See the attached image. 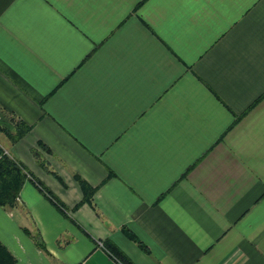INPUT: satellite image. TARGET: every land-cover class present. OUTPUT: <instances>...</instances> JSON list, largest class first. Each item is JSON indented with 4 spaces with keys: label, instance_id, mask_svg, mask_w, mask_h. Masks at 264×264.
Wrapping results in <instances>:
<instances>
[{
    "label": "crops",
    "instance_id": "1",
    "mask_svg": "<svg viewBox=\"0 0 264 264\" xmlns=\"http://www.w3.org/2000/svg\"><path fill=\"white\" fill-rule=\"evenodd\" d=\"M22 126L13 264H264V0H0Z\"/></svg>",
    "mask_w": 264,
    "mask_h": 264
},
{
    "label": "trees",
    "instance_id": "2",
    "mask_svg": "<svg viewBox=\"0 0 264 264\" xmlns=\"http://www.w3.org/2000/svg\"><path fill=\"white\" fill-rule=\"evenodd\" d=\"M18 126V125H17ZM25 126L18 128L15 134H10L4 128L0 127V131L4 132L7 137L14 141L16 140L24 131ZM26 174L23 172L21 166L11 159L7 154L3 152L0 148V205L11 204L17 197L19 188L25 179ZM79 186L83 192L82 200H89L92 194V189L86 185L81 179L75 177ZM42 189V188H41ZM49 199L54 203V205L64 213L62 204L56 200L52 195L45 190ZM81 200V201H82ZM76 207V206H75ZM130 239L141 245V243L134 238L131 234H128ZM103 246L109 254L115 258L120 264H133L115 245L110 242H104ZM142 246V245H141ZM0 264H13V258L5 249V247L0 243Z\"/></svg>",
    "mask_w": 264,
    "mask_h": 264
}]
</instances>
